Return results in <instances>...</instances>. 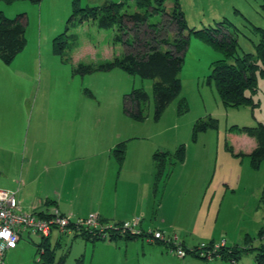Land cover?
<instances>
[{"label": "rangeland", "instance_id": "1", "mask_svg": "<svg viewBox=\"0 0 264 264\" xmlns=\"http://www.w3.org/2000/svg\"><path fill=\"white\" fill-rule=\"evenodd\" d=\"M73 1L41 0L37 3L31 0H15L6 3L0 0V10L3 9L4 13L11 17L25 13L26 20L29 19V23L25 25V38L28 39L25 47L33 51L38 47L34 37L38 34L37 21L41 16L39 30L42 33L41 50L43 51L48 48L45 47L43 40V37L49 36L46 35L49 31L48 27L58 26L59 33H62L68 25V18L73 11ZM104 1L78 0V5L94 6ZM178 1L189 28L216 27L218 20L224 19L222 17L215 20V0ZM172 2L173 0H166L167 11ZM236 2L238 6L240 5L242 16L226 17L227 22L223 25L230 31L234 26L238 29L236 37L239 54L253 53L258 37L249 27L252 24L264 27L262 7L264 0ZM128 4L130 13L139 12L135 1H129ZM160 13L149 17V21L160 20L162 23L156 37L171 40L176 33V25L170 22L168 15H160ZM244 16L246 18H242ZM247 21L251 24H247ZM126 24L129 28L130 24ZM122 31H125V34L121 35ZM122 31L100 29L96 19L91 16L83 19L82 22L75 17L68 25L67 50L65 49L63 53L64 55L66 53V57L73 55L77 62L95 63L110 60L109 56L114 52L122 55L132 50L139 53L145 51L142 47L148 37L145 26L141 25L135 31L131 29ZM135 33L138 42L135 43L134 48L120 42L116 37L122 36L123 40L130 39ZM69 34L74 35L71 37ZM184 35L187 36V30L184 31ZM50 38V47H52L54 37ZM162 48H170V46L162 45ZM222 57V54L208 43L193 34L190 35L179 73L181 91L167 106L159 120L153 118L151 79H142L138 75H131L114 67L107 71H97L82 76L76 74L74 87L73 84H67L68 80L65 81L61 70L56 68L60 63L47 60L51 66V71H48L51 78L47 77V73L42 72L44 73L42 96L59 99L64 93H68L72 97L90 99L92 111L106 114L109 122L115 126L119 120L127 119L126 122L131 123L127 126L131 133L146 135L157 147L156 151L173 153L165 176L159 181L156 180V176L154 177L153 187L156 188L154 191L157 197L154 207L149 210L144 221V225L147 226L143 229L145 235L142 233L133 238L120 235L95 242L87 241L88 243L81 237L73 240L71 236V238L62 236L59 238L61 245L55 250L53 264H258L255 261L256 248L264 244V240L259 237V230L264 227V204L260 199L264 186V156L256 166L253 164L249 153L255 142L254 137L237 130L235 126L254 127L264 122V76L257 78L255 107L249 105L225 107L213 84L206 83L211 63ZM139 88L147 93L148 101L142 111L144 118L136 122L130 120L125 112L128 104L124 94ZM5 91L6 95L18 99L27 94L24 85L18 83L15 85L14 82L8 85ZM181 99L186 101L187 111L179 114L178 109H182ZM198 118H203L212 125L207 130L196 133L193 140L192 126ZM180 146L183 147L184 153L182 162L174 158ZM161 204L162 210H160ZM175 214H179V219H184L185 225H182V231L173 230L174 228L164 229L169 226V216ZM155 228L164 229L165 235L175 234L181 244L182 241L184 242L182 245L187 254L183 259L170 252L166 243L148 241L147 233L153 232ZM57 238L58 235L53 233L51 241L58 240ZM33 239L37 240V237ZM222 242L225 249L236 247L239 250L235 259L231 256L225 258L219 255L210 258L204 256L216 246L219 251L221 247L218 245ZM200 247L203 248L196 250L194 254L188 252ZM33 255L31 259L28 250H22L13 262L38 264L40 254L34 249Z\"/></svg>", "mask_w": 264, "mask_h": 264}, {"label": "crops", "instance_id": "2", "mask_svg": "<svg viewBox=\"0 0 264 264\" xmlns=\"http://www.w3.org/2000/svg\"><path fill=\"white\" fill-rule=\"evenodd\" d=\"M236 1L215 0V20L242 16ZM0 11L6 15L3 9ZM37 22L35 51L24 47L10 63L0 60V189L16 192L24 211L47 214L56 208L62 214L77 217L97 213L101 219L113 222L137 218L138 229L145 235L144 221L157 197L153 187L156 172L153 154L157 147L146 135L131 133L127 119L119 120L115 126L106 114L92 111L90 99L72 97L68 93L59 99L42 96V72L51 78L47 60L59 62L56 68L61 70L64 80H68L67 84L73 86L78 74L73 69L80 62L75 61L73 55L69 59L66 53L53 52L49 38L60 34L58 26L48 27L46 35L49 36L43 37L48 48L42 51L41 16ZM120 55L114 52L109 58ZM12 82L26 87L27 94L23 98L6 95L5 88ZM120 142H125V155L118 161L113 149ZM255 146L256 141L250 152ZM162 208L161 204L160 210ZM168 220L169 226L164 229L182 231L185 223L184 219H179V214L169 216ZM164 229L154 231L165 235ZM53 233L58 235V240L52 242ZM62 236L54 229L47 241L60 247ZM33 237L22 232L16 247L5 252L4 264H14L13 259L22 250H28L32 259L34 249L36 252L42 242Z\"/></svg>", "mask_w": 264, "mask_h": 264}, {"label": "trees", "instance_id": "3", "mask_svg": "<svg viewBox=\"0 0 264 264\" xmlns=\"http://www.w3.org/2000/svg\"><path fill=\"white\" fill-rule=\"evenodd\" d=\"M6 3L15 0H2ZM40 2L41 0H31ZM129 1L132 0H105L100 5L80 7L78 0L73 1V11L68 18V25L75 17L79 22L90 16L95 18L97 26L100 29H114L122 31L124 29L137 30L141 25L148 30V37L142 44L145 51L139 53L128 51L120 56H114L110 60L99 63H77L73 71L84 75L95 71H107L114 67H118L131 75H138L142 79H151L152 96L155 120H159L167 106L178 96L181 91V79L179 73L183 63V54L188 44L190 35L197 36L200 40L208 43L212 48L222 54V58L215 60L210 65V73L206 77L208 84H213L216 93L225 107H239L249 105L255 107L254 95L258 90L257 78L264 76V27L250 25L249 29L258 37V42L254 45V52H237L238 29L234 26L233 30H229L223 25L227 19L217 22L216 27H205L202 29L189 28L185 22L183 12L180 9L179 1L173 0L169 11L165 8L166 0H133L138 4L139 12L130 13L128 10ZM264 9V4L262 5ZM160 15H168L170 22L176 26V33L171 40L168 38H158L156 34L161 23L159 21L150 22L149 17L157 13ZM81 19V20H80ZM247 24L251 22L247 21ZM27 20L25 13L17 14L15 17H8L0 11V60L6 64L10 63L16 55L25 47V25ZM130 24L128 28L127 24ZM68 25L64 31L53 39V52L63 55L67 48ZM187 30V36L184 31ZM123 32V31H122ZM125 34V31L121 34ZM120 42L135 47L137 41L136 33L128 39H122V36H116ZM162 45H168L170 48H162ZM67 50V49H66ZM66 60V59H65ZM125 101L128 107L125 112L135 119H143V107L148 101V95L142 89H132L125 95ZM182 104V106H181ZM182 109H178V113L187 111V103L184 99L180 100ZM179 106V107H180ZM198 118L192 126V139L194 140L196 133L207 130L212 123ZM235 128L239 131L247 133L254 137L256 141L255 148L249 153L253 164L256 166L259 160L264 156V122L257 126H243ZM183 147L177 149L174 156L177 161L182 162L184 159ZM181 151L182 153L180 154ZM113 154L118 161L123 160L125 155V142L118 143L113 149ZM180 154V155H179ZM173 153L166 151H156L153 154L156 170V180L159 181L165 176L166 169H169L168 163H171ZM261 203L264 204V186L261 193ZM261 203H259L261 205ZM40 216L46 213H36ZM102 221H107L103 220ZM72 229V227H71ZM63 236H72L73 238L82 237L87 241L95 242L101 238L93 237L88 230L72 229L70 233H60ZM140 235V234H139ZM120 236V235H119ZM116 236V237H119ZM126 238H133L132 234H125ZM259 237L264 240V227L259 230ZM60 244V243H59ZM58 244L52 246L44 238L39 246L36 247V253L40 254L38 264H53L54 254ZM222 246L216 255L223 258L231 256L233 259L237 256L239 250L225 249ZM198 249V248H197ZM194 250H188L194 254ZM257 254L255 261L258 264H264V244L256 248ZM215 256V253L214 255Z\"/></svg>", "mask_w": 264, "mask_h": 264}, {"label": "built area", "instance_id": "4", "mask_svg": "<svg viewBox=\"0 0 264 264\" xmlns=\"http://www.w3.org/2000/svg\"><path fill=\"white\" fill-rule=\"evenodd\" d=\"M138 223L137 218L122 222L102 221L97 213H90L85 217H74L71 214H62L56 208H52L47 215L40 216L32 211H24L19 205L16 192L0 189V264H4L5 252L16 247L22 232L38 237L42 241L54 229L59 233H70L72 229H84L88 230L93 237L106 239L125 234L141 235ZM147 235L148 241H162L168 244V250L179 258H184L187 254L175 234L166 237L160 231H153ZM223 245L224 242L218 246ZM217 248L216 246L204 256L210 258L214 253L216 255Z\"/></svg>", "mask_w": 264, "mask_h": 264}]
</instances>
